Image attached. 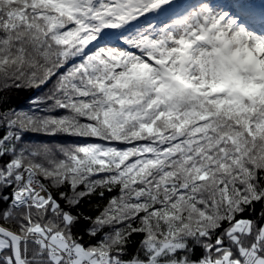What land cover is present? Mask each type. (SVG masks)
<instances>
[{"label":"snow or ice","instance_id":"obj_1","mask_svg":"<svg viewBox=\"0 0 264 264\" xmlns=\"http://www.w3.org/2000/svg\"><path fill=\"white\" fill-rule=\"evenodd\" d=\"M0 264H264V0H0Z\"/></svg>","mask_w":264,"mask_h":264}]
</instances>
